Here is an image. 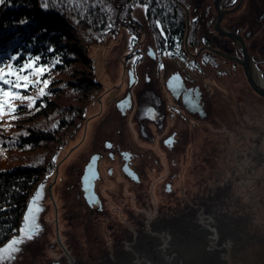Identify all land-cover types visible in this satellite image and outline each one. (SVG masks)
I'll return each instance as SVG.
<instances>
[{"label":"water","instance_id":"1","mask_svg":"<svg viewBox=\"0 0 264 264\" xmlns=\"http://www.w3.org/2000/svg\"><path fill=\"white\" fill-rule=\"evenodd\" d=\"M213 6V29L230 38L240 56L216 48L226 41L217 35L212 39L215 48L203 46L188 53L197 57L209 50L240 68L226 64L230 74L224 77L211 75L215 72L203 79L193 75V83L212 97L206 99L211 115L200 118L206 125H191L179 148L168 153L155 143L130 86L131 70L141 72L136 75L141 92L151 90L161 97L155 69L163 66L146 55L149 47L150 52L156 48L154 42L145 40L144 54L138 57L132 52L131 29L121 30L101 48L108 79L98 100L24 216L37 218L38 227L33 232L32 219L23 218L20 234L0 247V264H264V77L242 37L222 25L225 13H232L228 0H213ZM183 67L182 61L167 60L163 68L170 75ZM128 91L134 101L128 95L121 100ZM133 103L136 108H131ZM121 150L137 153L136 172L128 168L134 180L120 184L117 172L113 177L106 174L110 179H104L101 201L90 180L96 167L85 166L100 153L119 158ZM84 168L86 201L102 204L99 210L80 204L77 185ZM152 216L154 236L130 249L126 235L128 242L134 230L143 235L145 221ZM173 222L184 223L179 237L175 234L163 248L162 242L154 247L156 235L167 226L176 228ZM25 231L32 239L25 238ZM183 238L190 246L184 257L175 247Z\"/></svg>","mask_w":264,"mask_h":264},{"label":"trees","instance_id":"2","mask_svg":"<svg viewBox=\"0 0 264 264\" xmlns=\"http://www.w3.org/2000/svg\"><path fill=\"white\" fill-rule=\"evenodd\" d=\"M179 1L182 4L176 0H4L0 4V67L8 72L6 65L12 64L15 71L30 57L39 56L41 60L33 68L46 70L44 77H33L25 71L23 74L29 75V87L11 89L13 93L32 96L35 102L31 109L26 107L27 101L22 106L21 101L0 95V101L10 105L0 111V247L20 234L34 190L46 174L55 171L59 150L85 119L90 100L102 87L93 78V61L87 53L93 46L118 36L123 27H129L139 6L144 8L145 21L138 36L144 35L146 40L154 42L155 62L161 66L167 60L182 61L184 67L180 72L192 83L195 75L203 79L210 72L222 77L230 74L224 67L226 64L240 66L209 50H203L197 57L190 56L188 49L195 54L203 46L215 48L212 42L215 35L226 40L219 41L216 48L240 54L230 38L213 29L217 16L213 0ZM185 7L190 11L188 40ZM232 16L233 13H226L222 20V25L231 30ZM239 34L245 31L241 29ZM13 56L17 60L13 61ZM45 78L49 88L40 96ZM4 90L8 91V86ZM12 109L18 111L13 113ZM153 217H147L143 235L132 231L131 242L126 235L130 249L154 236ZM171 225L176 228L167 226L156 235L154 247L162 242L163 248L170 237L175 238V234L179 237L182 226L175 222ZM220 225L215 228L219 230ZM186 233L187 229L183 237ZM175 247L180 248L183 257L190 249L185 238Z\"/></svg>","mask_w":264,"mask_h":264},{"label":"flooded vegetation","instance_id":"3","mask_svg":"<svg viewBox=\"0 0 264 264\" xmlns=\"http://www.w3.org/2000/svg\"><path fill=\"white\" fill-rule=\"evenodd\" d=\"M228 2L230 6L229 9H232L233 13L232 31L242 37L249 54L254 57L264 77V0H228ZM229 9L226 10L228 11ZM130 22V32L133 33L131 39V43L133 44V46H131L132 52H136L139 57L143 53V48L146 46L144 44L146 39L143 40L138 36V34L142 32L141 23L143 22L138 21L136 17ZM241 29L245 31V34H239V30ZM148 49L147 52L149 54H145L147 56L150 55L154 59L157 58L156 54L151 53L153 51L150 52V47ZM131 73L134 81L130 86L132 89L136 90L137 100H140L141 118L147 119V122H150L147 125V130L153 136L152 139L155 140V143L162 146L165 153H168V151L173 148H179L187 133L185 130L191 129V125L196 126L199 124L203 125V127L206 125V120L200 118L204 117V113L205 115H211V112L209 113L210 107L206 105L209 101L206 99H212V97H208L206 93H204V90L200 89V85L198 86L192 83L191 80L182 75L180 71H176L175 73L172 72L168 75L166 68L156 67L155 73L160 80L159 85L162 89L161 97L151 90L141 92L140 88L142 85H137L136 78V75L141 74V72L136 74L131 70ZM128 92L130 93L128 94ZM128 92L121 97V100L126 99L127 95L133 99V92ZM132 101H134V99ZM125 106H127V104L124 101L122 104L124 110ZM134 107L136 108L133 103L131 108ZM162 108H165V114ZM118 155L119 158L115 155H110L108 157V155L104 156V154L100 153L95 157L93 156L85 166L86 169L89 165L96 167L97 172L91 173L90 180H94V190L101 201H103L101 188L103 187L106 174L113 177L116 176L117 172L119 176L118 182L120 184H124L127 178V180H134V176L131 177L128 174V170L133 169L136 172L137 168L134 166L133 158H136L137 153L134 154L128 150H121ZM114 163H116V165H114ZM172 164L171 165L174 166L176 163L173 161ZM85 168L81 172L77 185V189L79 190L78 193L81 196L80 204L87 205L89 209L99 210L102 204L93 203V205H89L86 201L85 192L83 191L85 177H87L85 176ZM115 169L117 171H115ZM107 179L110 178H106L105 181ZM30 225L33 226L32 231L34 232L39 225L37 218L30 221Z\"/></svg>","mask_w":264,"mask_h":264},{"label":"snow or ice","instance_id":"4","mask_svg":"<svg viewBox=\"0 0 264 264\" xmlns=\"http://www.w3.org/2000/svg\"><path fill=\"white\" fill-rule=\"evenodd\" d=\"M4 3V0H0V4ZM13 61L17 60L16 56L11 58ZM41 60V57H30L27 61L23 62L21 65L16 67L15 71H12L13 65L8 64L6 67L9 69L8 72L4 71L3 67H0V95L7 97L9 100L16 99L22 102L27 101L26 107L31 109L35 102V99L32 96L28 95H19L18 93H13L11 89L16 88H28L29 87V75H24L25 71H28L33 77H44L46 75V70L43 67L33 68V64ZM44 87L39 89L40 96L45 95V90L49 88V81L45 78L43 79ZM4 86H8V91L4 90ZM5 107H10L5 102L0 101V111ZM18 109H12V112H17ZM31 212V209L29 210ZM25 221L30 219L34 220V216H26ZM24 236L27 239H32L27 231L24 232ZM20 243V241H13V245ZM11 247V246H10Z\"/></svg>","mask_w":264,"mask_h":264},{"label":"rangeland","instance_id":"5","mask_svg":"<svg viewBox=\"0 0 264 264\" xmlns=\"http://www.w3.org/2000/svg\"><path fill=\"white\" fill-rule=\"evenodd\" d=\"M178 3L182 4L179 0H176ZM199 1V0H198ZM185 10H186V14H187V35H186V39L188 40V34H189V30H190V27L188 26V24L190 25V11L187 7H185ZM134 17H136V19L138 21H141L144 23L145 21V12H144V8H142L141 6H139L135 13H134ZM126 28H129V27H126ZM123 27L122 30L126 29ZM104 44H97L95 46H93L91 48V50L87 53V55L89 56V58L92 59L93 61V78L98 81L102 87L100 89V91L90 100V103L87 107V110H86V113H85V116L88 114V112L91 110V108L93 107V105L96 103V101L98 100L104 86H105V83L108 79L107 77V73H106V69H105V65H104V61H103V56H102V52H101V48L103 47ZM82 122V121H81ZM80 122V123H81ZM80 125V124H79ZM78 125V126H79ZM77 126V127H78ZM76 127V129H77ZM75 129V130H76ZM74 130V131H75ZM74 131L71 133V135H69L68 139H67V142L66 144L59 150V154L57 156V159H56V163L60 157V155L62 154L65 146L67 145L70 137L72 136V134L74 133ZM50 175V174H49ZM49 175H47L46 177H44V179L42 181L39 182L38 186L36 187V189L34 190V193H33V196L30 200V203L28 204V207L26 209V212L24 214V216L27 214V212L29 211L30 207L32 206L34 200L36 199L37 195L39 194L40 190L42 189L44 183L46 182L47 178L49 177ZM23 216V218H24Z\"/></svg>","mask_w":264,"mask_h":264},{"label":"bare ground","instance_id":"6","mask_svg":"<svg viewBox=\"0 0 264 264\" xmlns=\"http://www.w3.org/2000/svg\"><path fill=\"white\" fill-rule=\"evenodd\" d=\"M126 27H127V26H126ZM130 27H131V25H130ZM47 175H49V173H48V174H46L44 177H46ZM44 177L42 178V180L44 179ZM42 180H41V181H42Z\"/></svg>","mask_w":264,"mask_h":264}]
</instances>
